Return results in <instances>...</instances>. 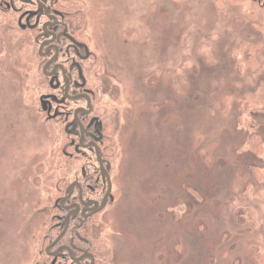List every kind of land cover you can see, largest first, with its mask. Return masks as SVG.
Masks as SVG:
<instances>
[{"label":"rangeland","instance_id":"obj_1","mask_svg":"<svg viewBox=\"0 0 264 264\" xmlns=\"http://www.w3.org/2000/svg\"><path fill=\"white\" fill-rule=\"evenodd\" d=\"M41 1L89 46L110 165L89 220L96 264H264V0ZM26 17L48 19L0 0V264H53L54 202L99 163L62 155L64 113L89 105L43 73Z\"/></svg>","mask_w":264,"mask_h":264},{"label":"trees","instance_id":"obj_2","mask_svg":"<svg viewBox=\"0 0 264 264\" xmlns=\"http://www.w3.org/2000/svg\"><path fill=\"white\" fill-rule=\"evenodd\" d=\"M59 8V6L51 7L52 10H59ZM62 17H64V19L60 17L59 24L61 27H68V31L73 37V40L63 38L61 42L58 43L61 53L64 52V54H66L65 57H67L70 49L68 44L74 43L73 41H77L89 49L88 42H86V39H83L79 34L80 28L78 27L73 29V20L66 15H63ZM25 22V19L22 21H19V19L17 20V24L25 28V30H30L32 32V37L35 38L37 33L41 31V27H37L34 23L32 26H28ZM71 29L74 31L73 33L70 31ZM89 59L90 55L83 57L82 59L77 58L84 78L87 75L86 73H88L86 70V64ZM66 68H69L68 65H66ZM72 73L74 75V79L79 78L77 68L72 70ZM75 91H77L76 88ZM70 92H72V90ZM88 94V97L92 102L91 94ZM69 107L68 111L64 113L65 118H68L64 132L70 139L68 138L65 142L62 149V155L65 158L70 159L74 154L80 155L83 148L90 149L93 151L95 160L98 161L99 164L97 169L91 170L88 163H85L81 170L77 171L74 182L63 188L61 193L63 196L58 197L53 206V210L55 209L59 211V213L51 216L52 223L45 239L48 243L47 250L52 253L51 256L55 259L53 264H96L95 256L88 249L92 245L90 239L91 235L89 234L91 228L89 220L96 214L100 213L108 204L107 201L103 206L106 193L108 192L110 186V182L107 179L110 165L100 149V145L103 142V136L100 139L95 140L93 138L94 126L89 125L90 117L97 115L95 113L92 114L93 111L90 113L81 111L77 113L76 118H74ZM70 121H73V125H70ZM102 129L103 127L100 131L103 135ZM83 158L86 157L83 156ZM100 161L101 163H106L107 165L104 170L100 167ZM109 193L111 194V191H109ZM87 202L94 205L98 204V207L93 209V211L88 214L83 215L81 213L83 203ZM76 206L79 207L78 210H74Z\"/></svg>","mask_w":264,"mask_h":264},{"label":"flooded vegetation","instance_id":"obj_3","mask_svg":"<svg viewBox=\"0 0 264 264\" xmlns=\"http://www.w3.org/2000/svg\"><path fill=\"white\" fill-rule=\"evenodd\" d=\"M35 3L37 4V8L39 11H44L45 14H47V21L41 23V31L37 33L36 37L34 38L36 43L38 44V53L44 58L45 56L47 57L44 59L43 63V73L46 74L47 68L51 67V76H55L58 72L60 73L62 79H63V86L62 87V92L65 96V98L70 100L69 102L71 103L74 99L82 98L84 99L87 104L89 105L87 109L84 108H73L72 114L74 118H76L77 113L81 111H85L86 113L92 112L93 108L91 106V101L90 98L88 97V91L85 92V86H86V80L84 78V84L81 85L82 79H74L73 78V73L72 70L77 68V71L79 72V62L77 61L78 59H82L83 57L89 56V50L86 48L85 45L73 41L74 43L68 44L69 46V51L67 57H65L66 54L64 52L61 53V49L58 47V43L61 42V40L64 38L66 39H71L73 40V37L70 35L68 31L67 26H60L59 21L60 17L64 19L63 14H57L56 10L54 9L53 11L55 13H51L50 9L51 6H45V3L41 0H35ZM29 17L25 18V23L28 26H32L31 23L28 21ZM37 24V27L39 26L38 22H35ZM71 33L74 31L71 29ZM52 50V55L48 57L49 51ZM85 55V56H84ZM68 64L69 68H66V65ZM81 70V69H80ZM59 88V87H58ZM76 90L78 91H75ZM72 90V92H70ZM71 93L70 95H68ZM89 98V101H88ZM71 109V106L69 107ZM96 119H99V117L93 115L90 117V122H92V125L94 126V134L93 138L95 139L98 137L95 124L99 126V122L96 121ZM70 125H73V121L69 122ZM89 125H91L89 123ZM99 130V127H98ZM100 132V131H99ZM96 140V139H95ZM107 194V193H106ZM108 195V194H107ZM106 199V196H105ZM98 204H91L90 202L83 203V209L81 210V213L83 215L88 214L89 212L93 211V209L97 208ZM79 207L76 206L74 210H78Z\"/></svg>","mask_w":264,"mask_h":264},{"label":"water","instance_id":"obj_4","mask_svg":"<svg viewBox=\"0 0 264 264\" xmlns=\"http://www.w3.org/2000/svg\"><path fill=\"white\" fill-rule=\"evenodd\" d=\"M79 76H80V78L82 79V83H81V85H83V84H84V78H83L82 72H81V70H80V67H79ZM88 101H89V98H88ZM96 121L100 123V120H99V119H96ZM95 128H96V131H97V134H98V137H96L95 139L98 140V139H100V138L102 137V135H101V133H100L99 130H98V125L95 124ZM100 162H101V161H100ZM107 179L109 180L108 175H107ZM107 194H108V193H107ZM106 202H107V195H106V199H105V202H104L103 206L105 205Z\"/></svg>","mask_w":264,"mask_h":264}]
</instances>
